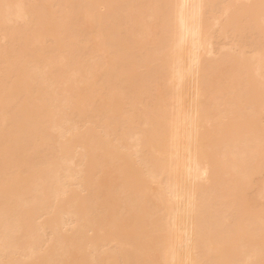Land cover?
Listing matches in <instances>:
<instances>
[{
    "label": "bare ground",
    "instance_id": "obj_1",
    "mask_svg": "<svg viewBox=\"0 0 264 264\" xmlns=\"http://www.w3.org/2000/svg\"><path fill=\"white\" fill-rule=\"evenodd\" d=\"M0 264H264V0H0Z\"/></svg>",
    "mask_w": 264,
    "mask_h": 264
}]
</instances>
